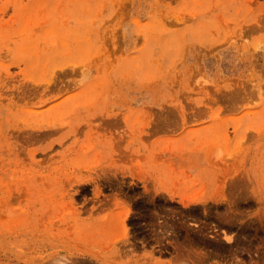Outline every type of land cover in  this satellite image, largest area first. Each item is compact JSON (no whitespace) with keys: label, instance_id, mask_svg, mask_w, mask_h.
Listing matches in <instances>:
<instances>
[{"label":"rangeland","instance_id":"374dc122","mask_svg":"<svg viewBox=\"0 0 264 264\" xmlns=\"http://www.w3.org/2000/svg\"><path fill=\"white\" fill-rule=\"evenodd\" d=\"M58 260L264 264V0H0V264Z\"/></svg>","mask_w":264,"mask_h":264},{"label":"bare ground","instance_id":"6f19581e","mask_svg":"<svg viewBox=\"0 0 264 264\" xmlns=\"http://www.w3.org/2000/svg\"><path fill=\"white\" fill-rule=\"evenodd\" d=\"M53 28V27H52ZM55 32V31H54ZM56 35V34H55ZM58 41V40H57ZM92 59V58H91ZM154 61V60H153ZM154 63V62H153ZM69 66V65H68ZM71 66V65H70ZM81 67V66H80ZM53 124V123H52ZM54 128V127H53ZM126 219V218H125ZM60 262H58V264H60L61 262L64 264L65 261H61V260H58ZM66 264V263H65Z\"/></svg>","mask_w":264,"mask_h":264}]
</instances>
